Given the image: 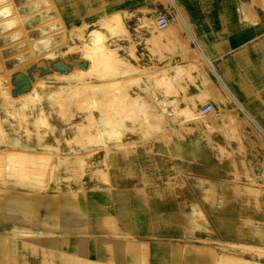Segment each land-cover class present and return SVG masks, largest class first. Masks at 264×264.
Instances as JSON below:
<instances>
[{
	"label": "rangeland",
	"instance_id": "1",
	"mask_svg": "<svg viewBox=\"0 0 264 264\" xmlns=\"http://www.w3.org/2000/svg\"><path fill=\"white\" fill-rule=\"evenodd\" d=\"M77 2L79 10L84 8V0ZM89 2L93 9L67 25L56 0H0V188L72 196L87 184H110L111 160L124 159L140 143L131 135L145 142V130L154 132L158 121L168 123L163 113L171 95L166 82L161 83L172 63L164 57L161 69L156 55L165 51L157 41L168 42L171 26L160 30L154 16L161 4L171 19V0ZM116 13L129 31L104 42V51L116 62L99 63L93 73L83 75L92 66L89 31ZM144 52L147 63L140 56ZM156 99L164 102L157 105ZM199 116L207 127L211 124L214 156L230 160L231 166L229 176L218 182L182 184L187 218L197 232L194 242L214 249L211 264H264V233H250L251 203L257 204L264 224V181L254 177L255 165H263L264 172V161H251V146L264 151V133L249 118L227 109L220 116L201 111ZM42 119L47 127L40 125ZM12 153L19 157L9 159Z\"/></svg>",
	"mask_w": 264,
	"mask_h": 264
},
{
	"label": "crops",
	"instance_id": "2",
	"mask_svg": "<svg viewBox=\"0 0 264 264\" xmlns=\"http://www.w3.org/2000/svg\"><path fill=\"white\" fill-rule=\"evenodd\" d=\"M77 1L56 0L67 25L93 9L84 0L79 10ZM171 6L169 40L157 41L166 47L156 55L157 67L164 68V57L172 63L161 83L171 95L163 113L168 123L145 130V142L131 135L140 143L124 159L111 160L110 184H87L72 196L0 188V264H211L215 259L214 249L194 242L197 232L187 218L182 184L229 176L231 162L214 156L211 124L199 116L206 105L249 118L264 133V0H171ZM159 10L165 7L157 4ZM141 55L149 62L147 52ZM162 102L156 99L157 105ZM255 146L254 164L264 152ZM255 205L252 237L264 233ZM241 206L235 205L236 220ZM225 256L230 255L218 262Z\"/></svg>",
	"mask_w": 264,
	"mask_h": 264
},
{
	"label": "bare ground",
	"instance_id": "3",
	"mask_svg": "<svg viewBox=\"0 0 264 264\" xmlns=\"http://www.w3.org/2000/svg\"><path fill=\"white\" fill-rule=\"evenodd\" d=\"M106 18V17H104ZM98 22V21H97ZM97 25V24H96ZM126 30H125V26L123 23V20L121 19V16L119 14H112L111 16H108L106 19H104L103 21H101L99 23V25L90 30L89 34H88V41H86L87 45L90 46V48L92 49V66L89 69L84 70L83 75H89L91 73L94 72L95 68L97 67V65H99V63H105L107 66L108 65H112L113 63L116 62V57H114L113 55H111L110 52H106L104 51V42L109 38V37H113V36H117V35H125ZM122 37V36H121ZM88 47V46H87ZM153 48V47H152ZM113 54V53H112ZM116 54V53H115ZM117 55V54H116ZM118 60H121L118 58ZM126 66V65H125ZM123 70V69H122ZM129 72V71H128ZM116 74V73H115ZM121 74V73H120ZM73 76V75H72ZM166 76V75H165ZM129 78V77H128ZM130 79V78H129ZM132 79V78H131ZM168 79V78H167ZM115 80V79H114ZM163 80V79H162ZM165 81V80H164ZM110 82V81H109ZM116 82V80H115ZM85 83V82H84ZM111 83V82H110ZM86 84V83H85ZM104 84V82H103ZM89 85V84H88ZM116 85V84H115ZM105 86V84H104ZM103 86V87H104ZM110 86V85H109ZM164 86V85H163ZM167 86V85H166ZM83 88V87H81ZM106 89V88H105ZM102 89L101 90H105ZM109 89V88H107ZM87 90V89H86ZM98 91V90H97ZM107 91V90H106ZM115 91V90H114ZM81 92V91H80ZM85 92V91H84ZM88 92V91H86ZM81 94H83L81 92ZM102 94V92H101ZM85 95V94H84ZM105 95V94H104ZM33 98V96H32ZM210 115V114H208ZM215 123V122H214ZM40 125H44L45 127L48 126L47 121L42 119V123L40 122ZM43 127V126H41ZM142 140V139H141ZM32 152V151H30ZM45 153V152H43ZM48 153V152H47ZM8 155V154H7ZM19 154L16 153H12L9 155V159H14L15 157H19ZM58 155V154H57ZM3 156V155H2ZM23 156V155H22ZM36 156V155H35ZM1 158V157H0ZM34 158V157H33ZM41 158V157H40ZM2 159V158H1ZM7 159V157H6ZM20 159V158H19ZM31 160V159H30ZM35 160V159H34ZM15 161V160H14ZM19 161V160H16ZM15 161V162H16ZM29 161V159H28ZM32 161V160H31ZM40 161V160H39ZM83 161V160H82ZM22 163V162H21ZM27 164V163H26ZM41 166V165H39ZM46 166V165H44ZM48 167V165H47ZM46 167V168H47ZM20 168V167H19ZM41 168V167H40ZM49 168V167H48ZM14 169V168H13ZM17 170V169H16ZM19 170V169H18ZM24 171V170H22ZM21 171V172H22ZM41 171V170H40ZM47 171V170H46ZM20 172V171H19ZM28 172V171H27ZM31 172V171H30ZM45 172V171H44ZM43 172V173H44ZM24 173V172H23ZM29 173V172H28ZM31 174V173H30ZM3 175V174H2ZM24 175V174H23ZM22 175V176H23ZM39 175V174H38ZM42 175V174H41ZM47 175V174H46ZM31 176V175H30ZM102 176V174H101ZM36 177V176H35ZM32 178V177H30ZM37 180V179H36ZM106 180V179H105ZM29 181V180H28ZM41 183V182H40ZM227 257V256H226ZM232 258V257H231ZM75 259V258H74ZM233 260V259H232ZM240 260V259H239ZM245 260V259H244ZM222 261V260H221ZM246 261V260H245ZM244 261V263H245ZM236 262V260H235ZM251 262V261H250ZM221 263V262H220ZM225 263V262H224ZM243 263V262H242ZM222 264V263H221ZM226 264V263H225ZM230 264V263H229ZM238 264V263H237ZM247 264V263H246ZM249 264V263H248ZM256 264V263H254Z\"/></svg>",
	"mask_w": 264,
	"mask_h": 264
},
{
	"label": "built area",
	"instance_id": "4",
	"mask_svg": "<svg viewBox=\"0 0 264 264\" xmlns=\"http://www.w3.org/2000/svg\"><path fill=\"white\" fill-rule=\"evenodd\" d=\"M154 24L160 29L164 30L170 25V18L166 10H159L155 12L154 16ZM223 110L221 107L216 106L215 104L206 105L201 109V113L208 115L213 114L215 116H220ZM261 156H258V158ZM262 161H264V157H261ZM263 165H256L255 166V173L254 177L258 181H264V172L262 171Z\"/></svg>",
	"mask_w": 264,
	"mask_h": 264
}]
</instances>
